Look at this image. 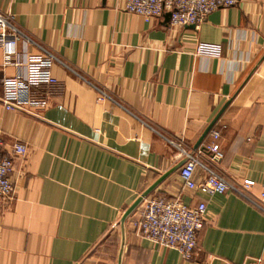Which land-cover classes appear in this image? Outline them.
I'll list each match as a JSON object with an SVG mask.
<instances>
[{"label": "crops", "instance_id": "0c3cea01", "mask_svg": "<svg viewBox=\"0 0 264 264\" xmlns=\"http://www.w3.org/2000/svg\"><path fill=\"white\" fill-rule=\"evenodd\" d=\"M125 5L0 0L22 32L0 48V137L7 150L26 146L15 157V197H0V264H117L123 214L180 161L170 141L191 152L228 101L213 127L223 159L207 150L211 132L195 154L237 188L248 180L254 196L264 189V0H239L195 27ZM200 43L220 55H199ZM42 52L56 57V82L22 98L46 104L6 109L4 77L25 73L7 57ZM179 173L152 194L206 203L195 254L185 260L141 237L138 207L126 221L122 264H264V211L237 190L189 189ZM205 175L198 166L195 180Z\"/></svg>", "mask_w": 264, "mask_h": 264}, {"label": "built area", "instance_id": "2783aa9c", "mask_svg": "<svg viewBox=\"0 0 264 264\" xmlns=\"http://www.w3.org/2000/svg\"><path fill=\"white\" fill-rule=\"evenodd\" d=\"M239 0H126L125 9L145 17H162L171 13V25L198 26L207 17L220 8L236 5ZM22 32L13 23V17L0 11V48L15 45ZM11 37V38H10ZM199 55L217 57L220 46L200 43L197 47ZM13 63L18 69L25 66V73L7 76L3 79V95L1 103L8 110L25 109V105L44 106L46 102L38 99L23 100L24 92L42 84H54L52 65L56 57L50 52L29 54L21 60L19 53L8 56L6 65ZM21 71V69H20ZM213 140L207 150L212 161L217 163L224 157L219 146L221 131H211ZM178 149L177 158L188 160L180 168V178L183 185L189 189L206 195L225 194L237 190L252 204L264 211V189L260 196L251 192L253 183L246 180L239 188L218 174L213 167L203 164L195 153L183 147L181 143L170 141ZM26 146L17 142L9 150L4 148L0 137V197L12 199L16 195V185L12 180L15 167V157L23 155ZM201 166L206 175L201 181L195 180L196 168ZM139 216L134 222L136 232L143 238L168 249H176L185 260H189L198 248V232L204 226L207 217V205L200 202L196 206L185 204L180 198H167L151 194L139 206Z\"/></svg>", "mask_w": 264, "mask_h": 264}, {"label": "water", "instance_id": "95a60500", "mask_svg": "<svg viewBox=\"0 0 264 264\" xmlns=\"http://www.w3.org/2000/svg\"><path fill=\"white\" fill-rule=\"evenodd\" d=\"M166 19L169 21L171 20V13L167 12L165 13ZM190 27H195V25H189ZM231 101H228L224 107L219 111V113L215 116V118L211 121V123L206 127V129L203 131L202 135L196 142L194 149L190 152V155H193L196 150H198L205 138L210 134L212 131L214 125L217 123V121L220 119L222 113L227 108V106L230 104ZM188 160V158H184L180 160L176 165H174L171 169L163 173L154 183H152L145 191L142 192V194L128 207V209L123 214L121 220H120V229H121V244L119 248V254L117 259V264H122L123 262V256H124V250H125V243H126V221L127 219L135 212V210L142 204V202L149 197L156 189L157 187L163 183L169 176H171L173 173H175L181 166Z\"/></svg>", "mask_w": 264, "mask_h": 264}]
</instances>
